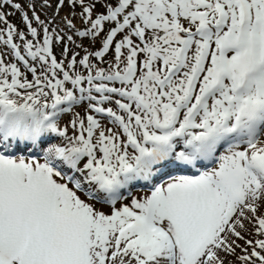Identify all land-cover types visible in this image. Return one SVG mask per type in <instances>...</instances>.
Wrapping results in <instances>:
<instances>
[{
	"label": "snow or ice",
	"instance_id": "snow-or-ice-1",
	"mask_svg": "<svg viewBox=\"0 0 264 264\" xmlns=\"http://www.w3.org/2000/svg\"><path fill=\"white\" fill-rule=\"evenodd\" d=\"M0 264H264V0H0Z\"/></svg>",
	"mask_w": 264,
	"mask_h": 264
},
{
	"label": "rangeland",
	"instance_id": "rangeland-1",
	"mask_svg": "<svg viewBox=\"0 0 264 264\" xmlns=\"http://www.w3.org/2000/svg\"><path fill=\"white\" fill-rule=\"evenodd\" d=\"M21 2H24V0H21ZM62 14H66V12L62 13ZM9 19L12 20L13 23L22 27V25L20 24V20H19V14H17L16 16H13V17H9Z\"/></svg>",
	"mask_w": 264,
	"mask_h": 264
}]
</instances>
